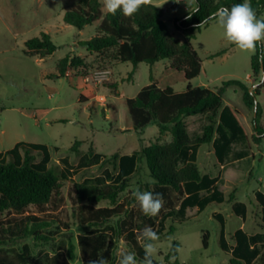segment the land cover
Returning a JSON list of instances; mask_svg holds the SVG:
<instances>
[{
	"label": "rangeland",
	"instance_id": "1",
	"mask_svg": "<svg viewBox=\"0 0 264 264\" xmlns=\"http://www.w3.org/2000/svg\"><path fill=\"white\" fill-rule=\"evenodd\" d=\"M149 3L163 10V19L178 39L182 42L188 39L191 33L177 30L175 21L192 11L196 0H180L179 3L176 0H150ZM77 5H84L83 0H0V152L12 149L18 142L46 145L52 156L49 166L57 174L64 167L62 158L76 167L80 158L89 154L91 147L106 158L115 153L140 152L156 141L172 140L170 133L161 135L156 124L149 125L143 132L135 131L124 105L126 98H134L151 83L152 74L160 87H172L176 92L185 91L189 83L194 87L218 90L230 80H239L254 92L258 88L254 85L264 77V71L259 77H253V54L229 44L224 39L223 29L215 21L195 32L192 44L203 66L200 75L191 81L185 80L183 73L171 69L170 60H163L154 67L141 63L132 76V63L103 66L104 57L90 55L81 45L96 36V28L87 26L80 31L64 22L66 10ZM259 17H264V9ZM42 32L49 33L58 46L57 51L45 59L28 53L25 46L27 40L40 36ZM68 54L81 56L91 63L92 69L87 77H81L75 71L64 78L51 77L57 72L58 62ZM261 86L258 88V102L262 110L260 124L264 128V84ZM92 95L99 98L89 100ZM243 96L244 92L238 86L228 87L223 95L225 105L238 113L245 129V135L231 145L223 168L213 144L199 146L196 156L202 175L220 177L218 189L228 203H211L202 212L190 208L185 220L177 216L168 218L165 234L156 242L158 254L155 260L159 264H171L166 256L174 241L181 243L179 260L182 264H231L232 257L220 245L222 225L215 214L223 215L228 240L233 245L232 233L243 223L233 211L235 203L248 207L247 230H264L263 214L256 197V192L264 193V138L259 144L254 140L256 112L246 106ZM186 122L191 137L200 134L206 123L203 116L189 117ZM76 141L82 142L78 152L72 150ZM210 151L213 152L209 154ZM33 154L37 161L41 160L40 153ZM105 169L117 173L116 163L109 160L81 169L72 178L62 180V200L57 206L47 207L56 218L48 229L55 232L52 241L18 239L0 249L21 250L29 245L32 257L27 264H44L47 255L52 256L63 245L67 247L73 243L77 254L74 264H83L78 236L92 228L78 221L74 183L96 178ZM154 182L147 160L141 155L138 169L118 201L126 204L127 214L109 220L102 229L115 235L113 229H117L127 216L139 217L142 212L131 192L137 187L149 191ZM232 196L234 199L230 200ZM106 206L111 203L97 204V207ZM28 213H39V209L30 207ZM172 226L176 231L168 234ZM156 229L158 225L153 230ZM205 231L210 233L207 248L203 244ZM112 250L115 264H118L121 250L133 252L124 236H114Z\"/></svg>",
	"mask_w": 264,
	"mask_h": 264
},
{
	"label": "trees",
	"instance_id": "2",
	"mask_svg": "<svg viewBox=\"0 0 264 264\" xmlns=\"http://www.w3.org/2000/svg\"><path fill=\"white\" fill-rule=\"evenodd\" d=\"M83 2L84 5L66 10L63 19L67 25L80 31L87 26L96 28V36L81 45L86 47L90 55L104 57L101 62L103 66L132 63V76L141 63L154 67L163 60H170V68L183 73L185 80L191 81L200 75L203 66L192 40L196 38L195 32L201 31L212 20L200 28L196 25L217 9H230L244 0H196V7L183 19L175 21L177 30L191 33L184 42L172 33L158 5L148 3L132 17H126L119 10L115 15L108 14L101 0ZM249 2L259 17L264 9V0ZM190 13L191 18L186 19ZM25 46L28 53L42 59L53 55L58 49L51 35L46 32L27 40ZM262 50L264 44H258L257 53L251 60L255 78L264 71V64L259 63L257 58ZM90 64L81 56L68 54L58 62L57 72L51 77L64 78L75 71L85 78L92 69ZM230 86L240 87L244 92L246 106L255 109L253 138L259 144L264 138V128L260 124L262 110L258 102V88L262 86L253 92L243 82L230 80L224 82L218 90L194 87L189 83L185 91L176 92L172 87H160L152 74L151 83L143 87L134 98H126L124 105L135 131L143 132L149 125L156 124L161 135L171 134L170 142L156 141L140 152L129 155L115 153L110 158L91 147L89 154L83 155L76 167L68 159L62 158L64 167L60 174L49 166L52 156L46 145L18 142L12 149L0 152V247L18 239L52 241L55 232L48 229L56 218L48 212L47 207L57 206L62 200V180L72 178L81 169L109 160L116 163L117 173L105 169L96 178L74 183L78 221L92 228L90 232L78 236L83 264L99 256L105 257L109 264H115L112 250L114 236H124L137 259H142L144 253L138 236L145 226L154 229L158 225L155 231L162 238L168 218L177 216L185 220L189 208L197 207L202 212L211 203H224L225 197L217 187L219 177L202 175L196 156L199 146L213 143L217 157L223 163L231 145L238 137L245 135L238 113L224 102L223 95ZM194 116H203L206 123L200 134L191 137L186 119ZM81 144L76 141L72 150L78 152ZM33 152L40 153V161H37ZM141 155L146 158L150 175L155 179L149 191L161 193L164 206L155 217L143 213L139 217L127 216L117 229H113L115 235L109 234L102 226L115 217L127 214L126 204L118 201L136 172ZM256 197L262 206L264 218V193L258 191ZM233 199L234 196L230 200ZM103 201H109L111 206L97 207ZM30 207H36L39 213H28ZM234 209L237 215L246 217L245 204L235 203ZM221 224L220 245L223 251L231 255V264H264V233L249 235L239 229L234 235L236 245L230 247L225 236L224 222L221 221ZM175 231L176 227L172 226L168 234ZM208 241L209 232L205 231L203 244L206 248ZM180 249L181 243L174 241L166 260L171 264H182L179 260ZM31 257L32 249L29 245L21 250L0 249V264H27ZM76 258V246L69 243L52 256L47 255L44 264H74ZM155 264L159 263L155 260Z\"/></svg>",
	"mask_w": 264,
	"mask_h": 264
},
{
	"label": "clouds",
	"instance_id": "3",
	"mask_svg": "<svg viewBox=\"0 0 264 264\" xmlns=\"http://www.w3.org/2000/svg\"><path fill=\"white\" fill-rule=\"evenodd\" d=\"M149 2L150 0H102L103 8L108 14L115 15L119 10L126 17H132ZM176 2L179 3L180 0H176ZM190 18L191 13L186 19ZM209 20L215 21L223 29L224 39L242 52L256 55L257 45L264 44V17L258 18L256 10L253 9L249 0L234 4L230 9L228 7L217 9L196 27H203ZM257 58L259 63L264 64V50ZM262 84H264V77H261L254 87H260ZM131 195L145 216H157L164 206L161 193L141 191L137 187L132 190ZM159 239V235L152 227L145 226L138 236L144 253L142 259L138 260L135 252L121 250L118 264H155V257L158 254L156 242ZM172 259L174 260L175 257L173 256ZM88 264H109V262L105 257L99 256L95 260H90Z\"/></svg>",
	"mask_w": 264,
	"mask_h": 264
},
{
	"label": "crops",
	"instance_id": "4",
	"mask_svg": "<svg viewBox=\"0 0 264 264\" xmlns=\"http://www.w3.org/2000/svg\"><path fill=\"white\" fill-rule=\"evenodd\" d=\"M173 33V32H172ZM174 34V33H173ZM175 35V34H174ZM120 64V63H119ZM252 79V78H251ZM139 93V92H138ZM96 98H99V96H95V95H92L91 97H90V99L89 100H97ZM125 101V100H124ZM211 144H213V143H211ZM213 151H210L209 152V154H211ZM216 152V151H215ZM98 153V152H97ZM216 156H217V154H216ZM220 162V161H219ZM220 164L222 165L221 167L223 168V166H224V162L222 163V162H220ZM199 165V164H198ZM138 169V168H137ZM137 171V170H136ZM216 177H219V176H216ZM219 179H220V177H219ZM218 183H219V181H218ZM218 183H217V187H218ZM257 193V192H256ZM226 203H228V201L226 200L225 201ZM224 202V203H225ZM222 204V203H221ZM260 207H261V210H262V206H261V204H260ZM194 208H197V207H194ZM190 209V208H189ZM188 209V210H189ZM188 210H187V212H188ZM197 210H198V212H199V209L197 208ZM233 211H234V213L237 215V213L235 212V209H234V205H233ZM220 214V216L218 217L217 215H219ZM238 217H241V219H242V224H241V226L234 232V233H232V238H233V240H234V235H235V233L239 230V229H242V230H244L246 233H248L249 235H256V234H258V233H264V230H258V231H255V232H252V231H249V230H247L246 229V225H247V223H248V207H247V214H246V217H243L242 215H237ZM215 217L218 219V220H220V222L221 221H223L224 222V230H225V236H226V239H227V241H228V243H229V245H230V247H234L235 245H236V242H235V240H234V244L233 245H231L230 244V242H229V240H228V234H227V232H226V226H225V224H226V222H225V219L223 218V215L221 214V213H216L215 214ZM262 221H263V223H264V218L262 217ZM222 225V224H221ZM229 236H231V234L229 235ZM209 238H210V233H209ZM230 255V254H229ZM231 256V255H230Z\"/></svg>",
	"mask_w": 264,
	"mask_h": 264
}]
</instances>
